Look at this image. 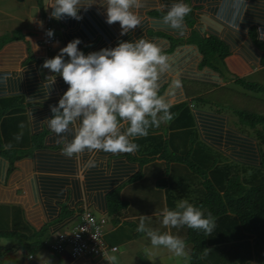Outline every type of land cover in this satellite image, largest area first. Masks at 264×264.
<instances>
[{"label":"crops","instance_id":"obj_1","mask_svg":"<svg viewBox=\"0 0 264 264\" xmlns=\"http://www.w3.org/2000/svg\"><path fill=\"white\" fill-rule=\"evenodd\" d=\"M16 2L17 0H14V3ZM28 2L31 3V8L35 7L37 11L33 16L26 12L28 20L26 24L20 25V31L17 30L19 23H16L19 20L15 19L17 15H13V12H6V15L12 17L11 24L8 25L5 24L6 21L4 23L0 21V34L14 35L16 32L21 34L20 39L10 40L0 48V97L22 94L29 134L32 136L39 132L45 134L42 140L43 146L23 149L27 151V154L14 161L12 169L9 168V160L0 154V204L15 205L20 208L23 219L34 229H39L45 224L50 225L51 222L57 220L60 207L67 202L70 209L75 212L82 206L88 207L97 218L104 219V232H108L110 223L107 217L106 202L102 195L105 190L100 188L101 184H94L97 181L96 173L103 171L104 175L111 177L112 182L104 183V187L110 191L132 178L140 169V163L136 161V157L147 154V151L139 149L134 154L128 155H126L127 153L115 155L104 152L94 153L92 155L97 161V166L94 168L86 166V162L90 158V154L87 152L79 158L71 159L61 155L62 145L57 143L58 137L48 129L46 119L52 116L50 106L58 103L68 85L58 76L49 90L46 79L51 75V72L42 68V64L45 61L44 58L54 57L59 49L72 38L79 37L81 39L82 43L78 46L80 48L92 40H96L97 45L84 51L85 54L104 47H114L118 43L117 41L123 39L147 38L162 43L165 52L172 57V71L164 77L163 92L167 90L171 80L179 75L183 88L173 98L172 103L188 101L194 118V126L199 129L201 127L198 116L201 113L217 115L221 117L223 130L233 129L234 127L230 126L229 121L234 119L229 116L230 110L227 106L236 105L234 102L236 99L228 97V94L233 93V96H236L239 94L238 91H242V87L236 84L235 80L237 78L248 80L249 75H260L259 72L264 70L262 62L264 50L255 41L264 40L259 38V33L264 32V0H192V5L196 6L198 15L207 17L210 23H204L200 18H196L192 26L185 24L184 35L180 34L181 30L172 29L170 26L165 29L162 26L163 22L161 23L160 20L149 14V10L152 8L169 7L174 0H145V7L141 10L144 19L140 27L123 36L120 35L119 23L107 24L104 9L99 5H93L87 10L81 9L82 19L80 20L70 17L60 20L54 18V32L59 39L53 43V48L50 51H45L47 49L42 46V32L36 26L40 15H51L53 9L48 6L49 0H44L43 10L39 7L37 0H28ZM252 8H261L263 11L259 15H252ZM84 19L88 22H91L92 19L94 22L100 23V27L101 25L102 27L99 30L102 31L91 28L90 35H80ZM3 24L9 29H5ZM104 28H108L111 36L103 35ZM191 29L196 31L199 39H204L209 35L222 39L228 45L229 50L223 61L212 68L203 64V53L199 50L198 38L191 42L184 41L188 39ZM3 30L6 31L3 32ZM153 31H161L165 34L157 35ZM252 32L254 33L252 34ZM237 36L240 39L237 43H233L232 38ZM217 80L222 82L218 83ZM46 96L47 98H45ZM193 99L200 105L195 104L194 106ZM222 104L224 107L220 108L219 105ZM164 128H159L153 133L161 134L165 139ZM65 136L67 139H71L70 133H65ZM155 155L156 159L153 163L144 164L145 172L156 167L155 164H161L162 168L166 167L167 161L161 157V153H155ZM132 158L133 161L130 160ZM181 166L171 163L166 169L165 176L167 178L172 176L171 178L175 180L177 176L184 174L187 170L182 169ZM158 172L162 174L161 169ZM182 180L180 177L183 184ZM107 184L110 186L109 189ZM168 194L174 196L172 199L175 205L182 199H196V193L190 192L187 197H183V192L173 188L172 191H168V186L160 190L157 189L152 198H162L161 200L166 202ZM163 209L148 213L142 212L140 216L159 215ZM77 218L78 214L75 213L73 219L62 224L53 222L49 226V231L55 232L60 229L72 228ZM137 237L125 239L122 245L125 249L133 247L135 241L140 242ZM146 247H150L149 243L143 244L144 252L148 255L145 251ZM162 254L161 257H156L153 254L147 257L143 253L150 260L156 257L154 260L157 263L152 260L156 264H188V255L175 257L166 249H162ZM36 255L39 257L37 258ZM178 259L179 262H177ZM34 262V264L43 262L46 264H108L104 256L86 255L73 259L68 256L55 255L46 250L35 253Z\"/></svg>","mask_w":264,"mask_h":264},{"label":"trees","instance_id":"obj_2","mask_svg":"<svg viewBox=\"0 0 264 264\" xmlns=\"http://www.w3.org/2000/svg\"><path fill=\"white\" fill-rule=\"evenodd\" d=\"M191 1L187 0L192 11L185 18V24L192 26L196 18L210 23L207 17L198 15L196 6H193ZM37 3L43 10L44 0H37ZM167 8H152L149 14L162 23V16ZM262 11L261 8L251 9L252 15H259ZM52 21L55 22L53 17ZM81 26L79 34L84 36L90 35L91 28L102 31L99 30L102 25L100 27V23L92 19L91 22L84 19ZM162 26L167 29L168 25L163 23ZM153 33L165 34L161 31ZM5 34L7 33L0 34V48L10 40L21 38L18 32L11 37ZM103 35L111 36L108 28L103 29ZM198 37L196 31L191 29L188 39L184 41L191 42ZM238 39V36L233 37V43H237ZM255 41L264 50V40ZM198 43L199 50L203 53V64L211 68L223 61L229 53L228 45L214 35L204 39L198 38ZM96 45V40H92L81 49L87 51ZM262 62L264 63V52ZM235 83L242 87V91H238L239 94L235 96L236 101H240H235L236 105L227 106L236 117V121H229L233 129L223 130L221 117L202 113L198 116L201 127L199 129L194 126L189 102L180 101L173 104L170 121L150 129L147 137L137 139L139 150L147 151V154L136 157L140 169L132 178L107 191L104 183L112 182L111 177L104 175L103 171L96 173L97 181L94 184H101L100 188L105 190L102 195L110 221L109 231L104 233L107 244L119 247L125 239L141 235L136 229L142 212L174 208L176 205L172 194H168L166 202L161 200L162 198H152L157 189L168 186V191H172V188L179 190L183 192V197H187L190 192L196 193V199L189 201L200 206L206 213L211 212L215 221L211 233L189 229L186 226L169 228L186 242L188 264H264V100L255 95L258 92L264 93V84L244 78H237ZM164 88L165 86L161 89L162 92ZM244 90L251 91L252 95ZM232 96L233 93L228 94V97ZM24 110L22 94L0 97V154L9 160L10 169L13 168L14 161L27 154L23 149L43 146L45 133H35V136L29 134ZM159 128H164L165 139L161 134L153 133ZM17 136L21 138L17 140ZM155 153H161V157L167 161L166 167L155 164L156 167L145 172L144 164L153 163L156 159ZM130 160L133 161V158ZM171 163H177L182 165V169H187L184 174L179 175L183 184L179 176L175 180L172 176H165ZM159 169L162 174L158 172ZM84 210L95 217L104 231V219L97 218L85 206L75 212L67 202L60 207L58 218L53 222L62 224L73 219L75 213L79 215ZM157 220H160L159 215H153L148 223L160 230H169L162 225H155ZM50 225L45 224L39 229H34L23 219L20 208L0 204V238L8 240L20 235L23 238L16 247L22 252L19 260L9 256L8 252L13 250L12 248L0 245V264H29L31 260L28 256L35 255L40 250L62 256L46 245L49 237L57 232L49 231Z\"/></svg>","mask_w":264,"mask_h":264},{"label":"clouds","instance_id":"obj_3","mask_svg":"<svg viewBox=\"0 0 264 264\" xmlns=\"http://www.w3.org/2000/svg\"><path fill=\"white\" fill-rule=\"evenodd\" d=\"M93 5L104 9L107 24L119 23L121 36L140 27L144 19L141 10L145 7V0H49L48 6L53 9L51 15H40L39 23L36 20L37 29L42 32V46H45L43 27L46 23L51 28L46 30V35L55 39L45 51H50L59 39L54 32L52 17L80 20L81 9L87 10ZM191 11L187 0H174L162 21L172 29L181 30L180 34L184 35L185 18ZM259 38L264 39V32L259 33ZM81 43L79 37L73 38L54 57L44 58L42 68L51 72L46 79L49 90L58 76L68 85L58 103L50 106L52 116L46 122L50 132L58 137L57 143L62 145L61 155L71 159L87 152L90 158L86 166L94 168L97 161L92 154H134L139 149L137 139L147 137L150 129L170 121L172 100L182 90L183 84L177 75L167 90L161 91L164 77L172 71V57L165 52L162 43L155 40H120L114 47L87 54L78 47ZM65 133L71 134L70 140ZM20 138L17 136V140ZM159 217L165 229L186 226L211 233L215 227L212 213H206L188 199H182L174 208H164ZM149 220L150 216L141 215L136 229L145 233L149 240L150 247L145 251L151 255L152 249L162 248L175 257H186V242L178 234L150 226ZM70 229L57 231L49 239ZM113 246L116 249L112 250ZM106 247V254L97 256H104L108 264H118L117 255H108L117 251L118 246L107 244ZM60 254L72 258L67 252ZM34 258L35 255L28 256L33 263Z\"/></svg>","mask_w":264,"mask_h":264},{"label":"rangeland","instance_id":"obj_4","mask_svg":"<svg viewBox=\"0 0 264 264\" xmlns=\"http://www.w3.org/2000/svg\"><path fill=\"white\" fill-rule=\"evenodd\" d=\"M30 4L31 3L28 2V0L17 1L16 3H14V0H0V21H1V23H4L6 21L5 24H8V25L11 24L12 17L6 15V12L7 13L13 12V15H17V17L15 19L18 18V20H19V21H16V23L17 22L19 23L18 24L19 26H17V28H19V29H17V30L20 31V28H21L20 25L26 24V21L28 20V16H26V12H29L32 16L34 14H36L37 10L35 9V7L31 8ZM18 14H19V16H18ZM3 27H5V29L7 28V26L4 24H3ZM8 29L9 28H7V30ZM4 31H6V30H3V32ZM5 35H8L7 37L12 36V34H5ZM259 74L261 76L258 74L249 75L247 77V79L248 80H255L256 79L257 81H259V83L264 84V70L259 72ZM244 92H246L248 94L251 93V91H248V90H244ZM251 95H252V93H251ZM255 95L257 96V98H261L264 100V93L258 92ZM232 99H236V97L233 96ZM239 101L240 100H238L236 102H239ZM234 102H235V100H234ZM194 104L200 105V103H197L195 101H194ZM223 105L224 104L219 105L220 108H223L224 107ZM243 109H245V107H243ZM228 114H229V116H232L234 121H236V119H235L236 117H234L231 112H228ZM109 223H110V221H109ZM156 223L157 224H155V225H161L159 220H157ZM161 231H165V230L161 229ZM168 231H170V229ZM137 238H138V240H140V242L135 241V245L133 247L125 249V247L123 245H121L118 247L117 251L111 252L109 255H112V254L117 255L118 264H156L157 263L156 260L152 259L154 262H156V263H153L152 260L147 258L149 254L146 255V253L144 252L143 244L149 243V240H148L147 236L145 235V233H142ZM16 239H19V240L17 241ZM22 240H23V238L21 235L15 237V238L8 239V240L0 238V245L4 248H7V247H9L10 249L12 248L13 250L8 252L9 256H11L12 258L14 257V258L20 259L22 252L20 249H18V248L16 249V247H18V245L20 244V242ZM149 245H150V243H149ZM143 253L147 257H145L143 255ZM152 254L155 255L156 257L163 256L162 249H152L151 255ZM165 254H167V253H165ZM36 257L38 258L39 255H36ZM177 262H179V259L177 260ZM29 264H32V261Z\"/></svg>","mask_w":264,"mask_h":264},{"label":"built area","instance_id":"obj_5","mask_svg":"<svg viewBox=\"0 0 264 264\" xmlns=\"http://www.w3.org/2000/svg\"><path fill=\"white\" fill-rule=\"evenodd\" d=\"M47 21V20H46ZM48 22V21H47ZM51 29L46 23L43 27L44 45L48 47L54 37L49 38L46 30ZM49 249L57 253L67 252L72 258L84 255H103L106 254L107 244L103 238L102 226L98 224L92 214L84 210L78 215L75 225L69 231H63L46 241ZM116 249L115 246L111 247ZM45 264V263H42Z\"/></svg>","mask_w":264,"mask_h":264},{"label":"bare ground","instance_id":"obj_6","mask_svg":"<svg viewBox=\"0 0 264 264\" xmlns=\"http://www.w3.org/2000/svg\"><path fill=\"white\" fill-rule=\"evenodd\" d=\"M53 41H54V39H53ZM44 47L48 50V48L46 46H44Z\"/></svg>","mask_w":264,"mask_h":264}]
</instances>
